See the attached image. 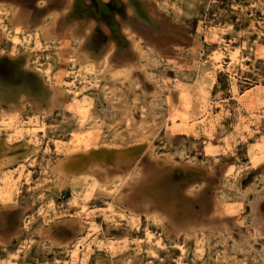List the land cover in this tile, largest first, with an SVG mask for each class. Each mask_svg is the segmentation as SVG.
Returning a JSON list of instances; mask_svg holds the SVG:
<instances>
[{"label":"rangeland","instance_id":"374dc122","mask_svg":"<svg viewBox=\"0 0 264 264\" xmlns=\"http://www.w3.org/2000/svg\"><path fill=\"white\" fill-rule=\"evenodd\" d=\"M98 1L0 0V117L16 110L21 117L36 115L46 133L36 150L27 136L16 139L0 129V178H20L0 198V264H62L69 243L91 226L89 241L115 242L111 251L92 248L85 264H264V0H143L149 19L137 18L125 0H105L102 8ZM250 1L261 8L249 13ZM19 11L28 20L14 25L21 28L16 33L10 20ZM39 22L52 24L55 32L47 47L33 51ZM126 28L136 44L124 36ZM66 30L69 35L58 40ZM13 36L21 41L14 43ZM110 46L106 63L114 72H88L85 67L103 64ZM177 46L183 50L175 53ZM216 46L235 49L240 59L211 68ZM58 70L67 72L66 81L76 73L75 89L90 103L87 119L69 109L72 97L64 86L52 102ZM236 98L257 114L238 113ZM203 100L207 127L170 120L176 112L197 115ZM85 131L91 132L87 144H72L71 137H86ZM47 141L63 143L67 157L94 155L89 167L120 185L111 194L95 188L88 198L81 185L58 190L50 169L63 156L47 153ZM141 145L135 172L123 180L118 177L130 169L121 175L118 168L132 160V150L88 154ZM181 167L201 168L204 175L189 181L183 173L167 172ZM72 195L86 206L85 214ZM49 205L54 209L40 215ZM147 213L161 222L145 218ZM133 214L139 220L132 221Z\"/></svg>","mask_w":264,"mask_h":264},{"label":"bare ground","instance_id":"6f19581e","mask_svg":"<svg viewBox=\"0 0 264 264\" xmlns=\"http://www.w3.org/2000/svg\"><path fill=\"white\" fill-rule=\"evenodd\" d=\"M70 1L71 0H67V3L69 5H70ZM104 1L105 0H102L101 2L98 1L99 2V7H101V8L105 7V5L102 3ZM120 1L124 2V0H120ZM125 1H126L127 4H129L130 6H132L134 8L137 16L139 15L140 18H142V16H143L146 19H149L148 11L144 7L143 0H125ZM259 7L260 6H257L255 3L250 1V3H249V13H253V12H255V9H260L261 8V7L260 8ZM7 11H8V9H7ZM126 12H127V18L128 19L131 18V16H129V12L128 11H126ZM0 13H1V11H0ZM26 14H27L26 11L25 12L24 11H22V12L19 11V12L13 13L12 18L10 20V24L13 26V29H15L16 33H19L21 28H19L18 26H14V25L16 23L17 24L18 23H23V22L27 23L28 16ZM34 28H35L34 33L31 36V46H32L31 48H32L33 51L35 49H42L43 47H47L48 46L47 44H48V42L50 40L51 35L55 32V29L52 28V24H50L49 26L45 27L42 22H39ZM4 31H5V29L2 28V30L0 31V35ZM130 31H129V29L126 28L124 30L123 34H124V36H126L128 38V40L130 42L132 41V43L136 44L137 41L133 40L132 33H130ZM69 32H70L69 30H66L63 33V35L59 36L57 39L60 40V41L64 40L66 38V36L69 35ZM88 32L89 31H87L85 34H87ZM70 38H72L71 35H70ZM12 41L14 43H19L21 40L17 36H13L12 37ZM58 43L60 44V42H58ZM196 45H197V41H195L194 47L190 49L193 54L195 52V49L197 48ZM215 45H218V44H215ZM182 50H183L182 47H178L177 46V47H174L173 51L175 53H178V52H181ZM63 51H65V50L61 49L58 52V58L64 55V54L61 53ZM110 51H111V46L108 47L106 52L104 53V55H103V57L101 59V62L103 63V64H101V66H99V65L96 66L93 63L94 66H92L93 67L92 70L88 69V67H85V69L88 72H90V71L95 70V68H97L98 70H102V73L105 74V75L106 74L108 75L110 73L112 74L114 71H111V68L106 63V60L108 59ZM79 54H80V56L82 58H85L84 56H86L81 51H80ZM68 59H70L69 60L70 62H73V60L77 61V59H75L74 57H70V56L66 60H68ZM239 59L240 58H238V52L235 49L228 48V47H223V46H216L214 48L213 52L210 55L209 65L211 66V68H213L215 66L219 67L223 63H227V64L236 63ZM241 61H243V60H241ZM87 66H88V64H87ZM130 66H132V64L125 65V67H123L122 69L126 71V70H128V67H130ZM49 67H50V65H49ZM243 68H244V66H243ZM45 72H46V76L48 78L49 77V69H46ZM67 75H68L67 72H64L62 70H58L56 72V74L54 75V78H53L54 87H56V88L54 89L55 91L52 92L53 94L51 96V98H52L51 100H52V102H55L56 94L59 91L58 87H61V86L63 87L64 86L66 91H67L68 96L72 97V100H71V102L69 104V109L73 113L75 112L76 114H78L79 117L81 118V120H85V119H87V117H86V115H87L86 114L87 107L89 106L90 103H88L86 98L82 94H79L77 92V90L75 89L76 83H75L74 78H76V73L74 72L73 75L71 76V79H70L71 81L64 80L67 77ZM179 96H180V98H182L183 104L186 107V110H188L187 101H186V94H184L183 91H179ZM237 102H238L237 108L236 107L235 108H236V111L238 113H241L243 110L244 111L245 110L249 111L247 108L242 106L243 102L241 101V99H237ZM207 107H208V101L203 100V101L200 102V106H199L201 112H199L197 115H188L186 113L177 114V112H176V113H174L173 116H171L170 120H172V122L174 124L176 123V120H180V122L188 125L189 128H195V129L196 128H200V127L203 128V127H205L207 125L205 123V117H206V115L208 113ZM23 108H25V107L23 106L21 109H23ZM249 114L255 116V114H257V112L254 111V110H250ZM10 116H12V117H8V118L7 117L6 118H1L0 117V129L9 130L10 133L13 134V136L16 139L17 138H22V136H27L28 137V142L32 145V147L35 148L36 150L40 149V146H41V144L43 142V137L46 136V133H45V130L43 128V125H42L41 121L38 119V116H36V115H27V117H21L17 110L13 111ZM81 126H82V124H81ZM85 134H86V137H84L83 135H80V134L73 135L71 137V139H70L72 144L80 145L82 143V144L86 145L87 141L90 139L91 132L85 131ZM15 138H13V139H15ZM3 145L4 144L1 141L0 142V175L4 174V172L2 171V163H3L2 162V156H3L2 154L4 152L3 150H5ZM53 145H54V149L52 148ZM145 146L147 148L149 147L148 144H145ZM44 150L47 153L53 151L54 154H56V155L60 154V156H63L62 158L58 159V161L50 169V172H52V173H54L56 175V178H55L56 182H57L56 183V185H57L56 188L58 190L62 189V188H65L67 186L76 187L77 185H81V186H83L84 197L88 198L92 194V192L94 191L95 188L100 187L101 189L107 190V192H109V194H111V192L116 190L118 188V186L120 185V182H119L120 180L118 182L114 181V182L110 183L109 180L101 179L98 175H96V171L94 169L92 170L89 167L90 164L93 162V160H95V156L94 155L92 157H90V155L81 154V155H75V157H70L69 158V157H67L68 155L66 154L67 152L65 150L64 144L61 143V142H58V141L55 144L54 143L53 144H49V141H47ZM20 168H22V165H19V169ZM134 172H135V169H133V170L130 169L129 172L124 175L125 177H118V178L123 180L125 178H128V176L131 175ZM70 173L75 174V175L77 174V175L76 176H71V178L69 180ZM18 177L16 178L17 180L20 179ZM16 179H12L9 176H6V177H4L2 179L0 178V198H6V197L9 196V194L11 193V190L15 188L14 183H15ZM72 196H73V198H72L71 202H73L74 205L77 207L78 212L80 214H85L86 213V206L83 203L79 202L75 195H72ZM108 204L109 205H108L107 209L109 210V212H112L111 205H110V203H108ZM53 209H54L53 205H49V206H47V208L39 210V214L40 215H45V214H47V212L49 210H53ZM113 215H114V213H113ZM148 217H150L152 219V222L153 221H155L157 223L161 222V219L158 218V216H156L155 213H152V214H148L147 213V215H145V218H148ZM87 218H89V217H87ZM129 218H131L132 221L139 220L138 214L129 215ZM71 224H73V223L71 222ZM75 225H76V223H75ZM77 230H78V228L76 229V231ZM94 231H95V227L91 226L90 229H89V232H87L84 236H77V238H75L73 241H71L69 243L70 244V248L65 251V254L67 255V259L65 261H63L62 264H85L86 259L88 258V254L87 253L90 252V250L92 248H95V247L99 248V249H102V250H110L111 251V249L114 247V242L115 241L114 242L113 241L112 242L111 241L110 242H106V241H104L102 239H98V238H96L95 240L89 241V237L92 235L91 232H94ZM145 235H146L147 241L151 239L152 235H150L148 232ZM186 236L191 238V236H197V234L186 235ZM197 238L198 237H195L193 239L194 242H198L199 241V239H197ZM158 242H157V244H158ZM179 248H180L181 252H183L184 249L181 248V247H179ZM194 250L199 251V248L198 247H194ZM176 264H184V262L182 263V262L178 261Z\"/></svg>","mask_w":264,"mask_h":264},{"label":"water","instance_id":"95a60500","mask_svg":"<svg viewBox=\"0 0 264 264\" xmlns=\"http://www.w3.org/2000/svg\"><path fill=\"white\" fill-rule=\"evenodd\" d=\"M96 3H97V1H96ZM107 7V6H106ZM102 12H104V13H107V12H109V9H108V11H104V10H101ZM137 18H139V19H143V18H140V17H138V16H136ZM148 21V20H147ZM128 151V150H132V160L127 164V165H125L124 167H122V168H118V169H120L121 171L119 172L121 175H123V174H125L129 169H131L132 167H134L133 165H134V162L136 161V159H137V157L140 155V154H142L143 153V151L145 150V146L144 145H141V146H133V147H128V149H124V150H120V149H110V150H107V149H99V150H93V151H91V152H88V154H90V153H93V152H101V151H106V152H110V151ZM82 153H78V154H75V155H81ZM75 155H71L70 157H75ZM69 157V158H70ZM100 167H102V169H103V167H105V166H112V168L114 169V170H116V167L115 166H113V164L112 163H99L98 164ZM167 172H169V173H177V174H184L187 178V180H192V181H197L198 179H201L202 177H203V175H204V171L201 169V168H194V167H181V168H174V169H168V171ZM70 175L71 176H76L75 174H72V173H70ZM141 199V198H140ZM140 199H138V201L139 202H141L140 201ZM143 199V198H142ZM148 199V198H147ZM143 200H146L145 198L143 199ZM160 203V202H159ZM140 207H141V205H139ZM143 207V206H142ZM148 209H150V208H148V206L145 208L144 207V209H142L143 211H147ZM152 209H154V208H152Z\"/></svg>","mask_w":264,"mask_h":264}]
</instances>
